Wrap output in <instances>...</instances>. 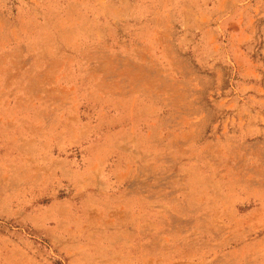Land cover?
I'll list each match as a JSON object with an SVG mask.
<instances>
[{
    "label": "rangeland",
    "instance_id": "1",
    "mask_svg": "<svg viewBox=\"0 0 264 264\" xmlns=\"http://www.w3.org/2000/svg\"><path fill=\"white\" fill-rule=\"evenodd\" d=\"M0 264H264V0H0Z\"/></svg>",
    "mask_w": 264,
    "mask_h": 264
}]
</instances>
